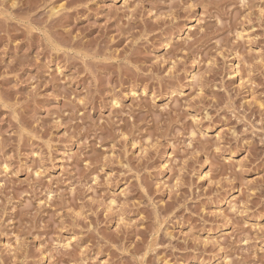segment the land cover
<instances>
[{"label": "rangeland", "instance_id": "374dc122", "mask_svg": "<svg viewBox=\"0 0 264 264\" xmlns=\"http://www.w3.org/2000/svg\"><path fill=\"white\" fill-rule=\"evenodd\" d=\"M0 264H264V0H0Z\"/></svg>", "mask_w": 264, "mask_h": 264}]
</instances>
